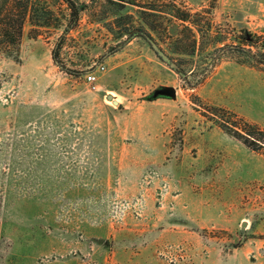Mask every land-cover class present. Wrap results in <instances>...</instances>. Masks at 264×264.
Returning <instances> with one entry per match:
<instances>
[{"label":"rangeland","instance_id":"1","mask_svg":"<svg viewBox=\"0 0 264 264\" xmlns=\"http://www.w3.org/2000/svg\"><path fill=\"white\" fill-rule=\"evenodd\" d=\"M75 1L0 0V264H264V0Z\"/></svg>","mask_w":264,"mask_h":264},{"label":"trees","instance_id":"2","mask_svg":"<svg viewBox=\"0 0 264 264\" xmlns=\"http://www.w3.org/2000/svg\"><path fill=\"white\" fill-rule=\"evenodd\" d=\"M67 2V4L69 5V8L71 9V18H70V21H71V25L72 23H76L78 20H79V15H80V8L78 7V3L75 1V0H65ZM177 16V15H176ZM183 20H187V16H177ZM23 21H24V16L21 17L19 20H18V23L16 24L15 27V30H14V35H16V37H19L21 35V32H22V25H23ZM10 27L7 26L6 30L10 32ZM58 56V52H55V57ZM237 134H235L237 137L239 138H244L243 137V134L239 133L238 131L236 132ZM245 139V143L247 145H250L249 141H248V138H244Z\"/></svg>","mask_w":264,"mask_h":264},{"label":"water","instance_id":"3","mask_svg":"<svg viewBox=\"0 0 264 264\" xmlns=\"http://www.w3.org/2000/svg\"><path fill=\"white\" fill-rule=\"evenodd\" d=\"M149 40H150V42L152 43V45H153V47L155 48V50H156V51L162 56V58H163L164 60H166L167 62H171L169 56H168L167 54H165V53L160 49V47H159V46H158L153 40H151V39H149ZM171 64H172V63H171ZM172 65H173V64H172ZM166 90H167V92H168L171 96H175V95H176V90H175L174 87L169 86V87L166 88ZM107 97H108L110 100H113V102H114L115 104H118V101H117L116 99H114L113 95L109 94Z\"/></svg>","mask_w":264,"mask_h":264},{"label":"built area","instance_id":"4","mask_svg":"<svg viewBox=\"0 0 264 264\" xmlns=\"http://www.w3.org/2000/svg\"><path fill=\"white\" fill-rule=\"evenodd\" d=\"M101 69H104V66H100ZM87 79L88 81L93 84V87H96V80H97V76L95 75L94 72H91L87 75Z\"/></svg>","mask_w":264,"mask_h":264}]
</instances>
